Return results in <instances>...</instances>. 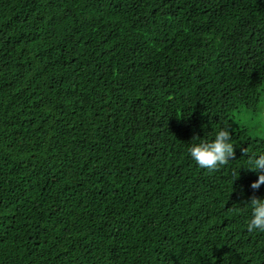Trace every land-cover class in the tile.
I'll return each instance as SVG.
<instances>
[{
  "label": "trees",
  "instance_id": "1",
  "mask_svg": "<svg viewBox=\"0 0 264 264\" xmlns=\"http://www.w3.org/2000/svg\"><path fill=\"white\" fill-rule=\"evenodd\" d=\"M263 106L264 0H0V264H264Z\"/></svg>",
  "mask_w": 264,
  "mask_h": 264
},
{
  "label": "clouds",
  "instance_id": "2",
  "mask_svg": "<svg viewBox=\"0 0 264 264\" xmlns=\"http://www.w3.org/2000/svg\"><path fill=\"white\" fill-rule=\"evenodd\" d=\"M192 140H199V137L193 136ZM230 141L231 135L228 128H222L216 132L214 140H200L198 143H192L187 151L197 166L214 172L221 166L227 165L230 159H234V147ZM242 153L248 157L249 167L247 169L260 171L258 179L250 184L253 190L259 189L264 184V154H260L258 157L255 154L249 156L247 148L242 149ZM234 175L238 176V174ZM247 205L251 209V218L246 225L247 231L264 232V199L252 196Z\"/></svg>",
  "mask_w": 264,
  "mask_h": 264
},
{
  "label": "rangeland",
  "instance_id": "3",
  "mask_svg": "<svg viewBox=\"0 0 264 264\" xmlns=\"http://www.w3.org/2000/svg\"><path fill=\"white\" fill-rule=\"evenodd\" d=\"M259 112L260 113L255 116V115H253L251 113L246 112L244 109H240L239 115L237 117V121L240 124H244L245 123V124H248V125L251 126V124L256 122L257 119L262 120V117L264 116V106L259 110Z\"/></svg>",
  "mask_w": 264,
  "mask_h": 264
}]
</instances>
